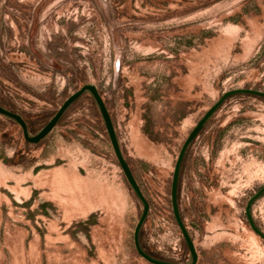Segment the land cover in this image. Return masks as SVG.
<instances>
[{
	"label": "rangeland",
	"instance_id": "rangeland-1",
	"mask_svg": "<svg viewBox=\"0 0 264 264\" xmlns=\"http://www.w3.org/2000/svg\"><path fill=\"white\" fill-rule=\"evenodd\" d=\"M86 84L101 92L150 204L143 249L191 263L172 203L175 165L227 91H264V0H0V105L31 136ZM263 187L264 97L235 94L181 167L197 264H264L247 213ZM249 209L264 233V192ZM143 210L90 91L38 143L0 114V264H154L135 244Z\"/></svg>",
	"mask_w": 264,
	"mask_h": 264
},
{
	"label": "water",
	"instance_id": "water-1",
	"mask_svg": "<svg viewBox=\"0 0 264 264\" xmlns=\"http://www.w3.org/2000/svg\"><path fill=\"white\" fill-rule=\"evenodd\" d=\"M86 91H90L99 107L101 110V113L103 115V118L106 123V127L113 145V148L115 150V153L117 155V158L119 160L120 166L122 167L128 181L130 182L131 186L133 189L136 191L137 195L139 198L143 201L144 203V210L143 213L140 217V220L136 226L135 230V244L138 252L145 257L147 260L154 264H183V263H176L172 261H167V260H162L158 259L152 255H150L148 252H146L140 242V232L141 228L148 216L149 210H150V204L145 197L143 190L137 180V178L134 175V172L132 171L129 162L127 161L125 154L122 150L121 143L116 131V127L112 118V115L107 107V104L105 100L103 99V96L101 92L99 91L98 87L93 85V84H86L82 88H80L78 91L73 93L70 97L66 99V101L62 104V106L59 108V110L56 112V114L52 117V119L45 125V127L39 131L36 135L31 136L29 133L28 129V124L26 120L23 118L22 115L19 113H16L12 110H9L5 108L4 106L0 105V114H3L5 116L11 117L15 119L17 122L20 123V125L23 128L24 136L27 141L32 142V143H38L40 142L43 138H45L53 129L54 127L58 124L66 110L70 107V105L76 101L83 93ZM239 93H249V94H254L258 96L264 97V91L262 90H257V89H251V88H239V89H233L230 91H227L206 113L205 115L200 119V121L197 123V125L194 127V129L190 132L189 136L187 137L186 141L184 142L180 154L178 156L176 165H175V171H174V176H173V183H172V203H173V209H174V214L176 216V219L183 231V234L185 236V239L187 241V244L190 248V251L192 253L193 260L189 264H197L198 261V252L197 248L195 246L194 240L191 237L189 231L187 230V227L183 221V218L181 216L180 212V207H179V202H178V186H179V179H180V172H181V167L183 163V159L185 157L186 151L190 144L193 142V140L199 135L207 121L213 116V114L221 107V105L224 103V101L231 97L232 95L239 94ZM264 192V187L256 193L252 199L250 200L249 207L247 210L249 220L251 222V225L253 229L261 234L264 237V233L255 225L251 213H250V205L251 203L257 199L262 193Z\"/></svg>",
	"mask_w": 264,
	"mask_h": 264
},
{
	"label": "crops",
	"instance_id": "crops-1",
	"mask_svg": "<svg viewBox=\"0 0 264 264\" xmlns=\"http://www.w3.org/2000/svg\"><path fill=\"white\" fill-rule=\"evenodd\" d=\"M78 184H79V182H78ZM80 184H81V183H80ZM73 188H74V186H73ZM73 198H75L74 201L77 202V203H79V204H80V202L85 204L86 202H89V201H90V200H87V201H86L85 199H82V200H81V198H80V194H79V193L76 194V193H74V192H73ZM76 198H77V200H76Z\"/></svg>",
	"mask_w": 264,
	"mask_h": 264
},
{
	"label": "flooded vegetation",
	"instance_id": "flooded-vegetation-1",
	"mask_svg": "<svg viewBox=\"0 0 264 264\" xmlns=\"http://www.w3.org/2000/svg\"><path fill=\"white\" fill-rule=\"evenodd\" d=\"M40 7L41 6H39L38 8H40ZM37 12H38V9H37ZM38 20H39V16H38V14H36L35 18H34V27H36Z\"/></svg>",
	"mask_w": 264,
	"mask_h": 264
}]
</instances>
